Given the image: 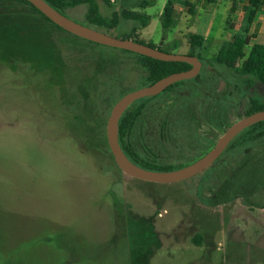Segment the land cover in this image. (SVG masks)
Returning a JSON list of instances; mask_svg holds the SVG:
<instances>
[{"label": "rangeland", "instance_id": "obj_1", "mask_svg": "<svg viewBox=\"0 0 264 264\" xmlns=\"http://www.w3.org/2000/svg\"><path fill=\"white\" fill-rule=\"evenodd\" d=\"M62 1L67 18L92 26L90 5ZM141 1L93 4L111 23L114 14L132 12V4ZM234 1L244 0H217L213 28L200 48L178 33L181 24L162 29L156 10L166 0H154L145 11L150 22L133 38L174 55L199 56L203 72L129 106L132 116L121 134L126 152L156 168L177 170L250 115V95L264 102V87L253 82L245 91L241 77L211 60L232 39L229 24L236 33L243 26L241 4L230 12ZM135 25L92 28L123 39ZM55 39L76 49L60 72L25 74L24 81L22 71L12 75L0 66V264H264V134L246 139L240 133L218 164L185 181L131 178L117 168L99 136H105L112 106L148 86L140 58L61 32ZM173 40L176 48L169 45ZM69 107L80 112L79 121ZM83 123L92 128L88 140ZM230 176V198L208 206L206 199ZM150 230L154 239L141 253L138 244L146 243L140 233Z\"/></svg>", "mask_w": 264, "mask_h": 264}, {"label": "trees", "instance_id": "obj_2", "mask_svg": "<svg viewBox=\"0 0 264 264\" xmlns=\"http://www.w3.org/2000/svg\"><path fill=\"white\" fill-rule=\"evenodd\" d=\"M44 1L56 11L64 15V4L62 0ZM71 3H82L91 6L89 9L91 17L88 19V22L93 27L109 29L110 26L117 28L119 24L126 22L136 23L135 26L130 28L129 36L123 39H129L143 44L135 40L133 36H136L138 30L147 26L149 19L144 15L120 10L119 13L113 15L111 23H107L97 14L96 9L94 8L93 0H71ZM259 10L264 11V0H247V5L244 7L242 19L243 26L239 32L233 36L231 41L224 42L221 45L215 56L211 59L214 63L224 66L226 69L231 70L237 76L241 77V83H243L245 91H250L253 86V82H256L260 86L264 87V43H253L250 45V38L248 37L249 28L253 22L256 12ZM234 11L235 3L230 8L231 13H234ZM174 20L175 14L173 1L169 0L161 17L162 29L166 31L171 28L174 25ZM56 32L65 33L72 36L74 39L82 40L56 26L26 0H0V66L9 70L12 75H19V72L22 71L23 73L21 72L20 74L24 81H26L24 78L25 74H43V71L45 70H57V72H60L62 67L66 65L67 61H69L67 59L69 52H76V49L74 46L62 45L61 42L57 41L55 39ZM189 43L191 47L200 48L203 47L204 40L201 36L193 34L189 36ZM177 44L178 42L175 41L170 45V47L176 48ZM146 46L155 48L152 45ZM246 47L249 48L247 53H245ZM155 49L168 53L160 48ZM123 52L133 54L128 51ZM134 55L139 57L141 60V65L146 73L145 75L148 82L147 85H151L168 75L187 71L191 68L189 64L182 62H163L137 54ZM196 57L201 62V71L199 75L192 80H197L203 72L202 59L199 56ZM182 83L183 81L175 83L163 92L171 91L173 88L180 86ZM141 100H144V98ZM250 103V114L264 110V102L253 95H250ZM70 111L72 112L73 108H70ZM0 115L4 116L3 113ZM131 116L132 113L128 107L120 117L118 123V141L120 145L121 134L130 121ZM72 119L79 121L81 119L80 112H72ZM243 132H245L243 136L246 139H251L256 134H264V121L250 126ZM83 133L85 135V139L88 140L90 138L89 135L93 134L92 128L83 123ZM99 138L100 142L104 144L109 151L105 136L100 135ZM123 151L130 161L143 169L163 172L171 170L169 167H163L160 169L156 168L151 161L139 157L137 154H130L124 149ZM216 164H218V160L211 165L210 169H212ZM231 177L232 176L226 180L227 183L218 187L217 190L213 192L208 199H206L205 203L208 206H218L230 198L228 193L232 188L229 184L232 180ZM140 234L143 236V243H146V245L138 244V250L142 253L146 252L145 248H147V251L149 250L148 241L154 239L155 234L151 230L148 234ZM195 242L197 243L196 240Z\"/></svg>", "mask_w": 264, "mask_h": 264}, {"label": "water", "instance_id": "obj_3", "mask_svg": "<svg viewBox=\"0 0 264 264\" xmlns=\"http://www.w3.org/2000/svg\"><path fill=\"white\" fill-rule=\"evenodd\" d=\"M41 14L65 32L97 45L128 51L140 56L163 62H182L189 64L187 71L168 75L159 81L141 89L124 94L110 109L106 126L105 138L109 152L117 168L125 175L144 182L170 184L188 180L214 164L230 142L250 126L264 121V110L252 113L232 124L218 139L213 148L195 162L173 171H150L134 164L125 155L118 141V123L124 111L136 100L160 94L169 86L191 80L199 75L201 62L197 57L174 55L155 48L134 42L129 39H117L102 33L90 26L72 21L49 6L44 0H26Z\"/></svg>", "mask_w": 264, "mask_h": 264}, {"label": "crops", "instance_id": "obj_4", "mask_svg": "<svg viewBox=\"0 0 264 264\" xmlns=\"http://www.w3.org/2000/svg\"><path fill=\"white\" fill-rule=\"evenodd\" d=\"M168 1L169 0H166L162 9L160 8L159 10H156V14L160 18L162 17L163 10ZM172 1H173L175 20H174V25L171 28L178 27L177 25L181 24L182 28L178 30V33L180 35H186L187 38H189V36L193 34L201 36L204 40L203 43V47H204L206 45L207 38L211 33L213 24L215 22V18L217 16V11L215 10L214 7L215 5H217V0H172ZM234 3H235L234 13H236V11L239 9L241 4V9H242L241 21H242L244 7L247 5V0H244L243 3H240L238 1L236 3L234 1L231 3L230 8L233 6ZM154 5H155L154 0H142L141 2H139L138 5L132 4L133 9L131 11L138 13L140 15H144L149 19L150 22L151 16L146 14L145 11L150 7H153ZM182 7L186 8L187 14L181 13L183 12ZM136 9H139V11H136ZM227 22L229 23V20H227ZM228 27L229 30L232 32L231 35L233 38V36L236 34L237 29L235 27H232V22L229 24ZM248 37L250 38V45L253 43H258V44L264 43V11L263 10H259L256 12L253 22L249 28ZM175 41L176 40L169 42V45H171ZM167 43L168 41H164L163 38V42L161 44L166 45Z\"/></svg>", "mask_w": 264, "mask_h": 264}]
</instances>
